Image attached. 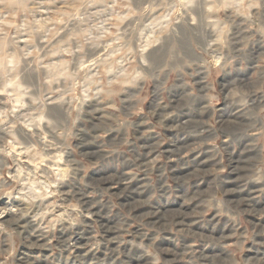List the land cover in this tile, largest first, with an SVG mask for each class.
Listing matches in <instances>:
<instances>
[{
  "label": "rangeland",
  "instance_id": "374dc122",
  "mask_svg": "<svg viewBox=\"0 0 264 264\" xmlns=\"http://www.w3.org/2000/svg\"><path fill=\"white\" fill-rule=\"evenodd\" d=\"M0 264H264V0H0Z\"/></svg>",
  "mask_w": 264,
  "mask_h": 264
},
{
  "label": "bare ground",
  "instance_id": "6f19581e",
  "mask_svg": "<svg viewBox=\"0 0 264 264\" xmlns=\"http://www.w3.org/2000/svg\"><path fill=\"white\" fill-rule=\"evenodd\" d=\"M219 60V59H218ZM14 211V210H13ZM76 238V237H75ZM75 244V243H74Z\"/></svg>",
  "mask_w": 264,
  "mask_h": 264
}]
</instances>
